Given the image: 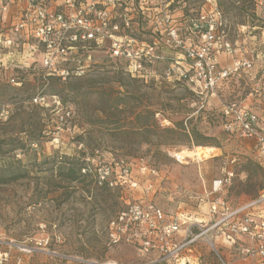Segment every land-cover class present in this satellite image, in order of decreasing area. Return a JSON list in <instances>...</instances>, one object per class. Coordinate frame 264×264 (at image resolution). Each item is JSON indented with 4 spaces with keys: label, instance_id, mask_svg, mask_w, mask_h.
Here are the masks:
<instances>
[{
    "label": "rangeland",
    "instance_id": "rangeland-1",
    "mask_svg": "<svg viewBox=\"0 0 264 264\" xmlns=\"http://www.w3.org/2000/svg\"><path fill=\"white\" fill-rule=\"evenodd\" d=\"M214 1L233 50L230 57L220 53L219 63L245 58L252 68L223 84L207 110L199 108L191 85L164 79L177 56L170 48L163 50L166 60L156 61L143 75L129 74L126 62L98 49L89 59L82 56L80 65H67L65 81L45 75L37 54L24 70L8 68L19 85L0 72V152L6 158L0 166L20 168L25 175L0 185V264H149L154 259L141 258L128 245H104L107 222L128 204L142 202L140 190L99 187L82 172L80 181H64L62 170L71 164L94 168L149 159L159 178L155 194L148 197L167 214L203 217L204 190L213 186L223 164L235 175L224 192L231 203L264 194V159L257 158L252 143L229 136L218 113L223 103L245 99L264 115V0ZM209 7L206 0H181L174 13L186 25L191 14ZM15 12L13 5L8 28ZM23 54L25 58L26 46ZM254 90L257 94L247 98ZM35 97L43 101L34 103ZM19 143L23 148L11 152ZM197 148L205 150V160L178 164L167 155ZM198 253L202 264H217L206 247Z\"/></svg>",
    "mask_w": 264,
    "mask_h": 264
},
{
    "label": "built area",
    "instance_id": "built-area-1",
    "mask_svg": "<svg viewBox=\"0 0 264 264\" xmlns=\"http://www.w3.org/2000/svg\"><path fill=\"white\" fill-rule=\"evenodd\" d=\"M180 1L0 0V72L5 73L7 82L19 85L18 78L8 75V68L24 70L37 54L45 75L65 81L69 76L67 65H80L82 56L89 59L91 51L98 49L114 60L126 62L129 74L143 75L156 61L166 60L163 50L170 48L177 56L164 70V79L191 85L199 108L207 110L219 88L234 75L249 71L252 62L237 58L225 66L219 63L220 53L230 57L233 50L225 41L226 23L214 0H206L210 7L191 14L186 25L174 13ZM13 5L16 12L8 28L6 18ZM147 36L153 41L148 42ZM262 47L264 52V31ZM261 76L264 78V65ZM41 101L43 97L33 98L34 103ZM219 110L224 131L252 143L257 158L264 159V115L245 99L223 103ZM167 155L178 164L194 162L196 157L183 152ZM148 160L122 159L81 170L91 175L99 187L140 190L145 197L142 202L128 204L107 222L106 248L131 246L141 258L153 257L149 264H202L198 249L204 246L216 257L217 264H264V214L260 212L263 193L231 203L224 192L235 175L223 164L213 186L204 190L203 217H190L185 212L167 214L148 197L155 194L159 178Z\"/></svg>",
    "mask_w": 264,
    "mask_h": 264
},
{
    "label": "trees",
    "instance_id": "trees-1",
    "mask_svg": "<svg viewBox=\"0 0 264 264\" xmlns=\"http://www.w3.org/2000/svg\"><path fill=\"white\" fill-rule=\"evenodd\" d=\"M121 101H116L115 104H120ZM220 117H221V123L223 126V118L220 114V110L218 111ZM149 133H151L152 131H148ZM170 132V131H168ZM227 133V132H226ZM229 136L238 139L236 136L227 133ZM21 143H19L18 145L13 146V148L11 149V152H14L16 150H21L23 148L22 145H20ZM216 148V147H215ZM2 150V147L0 146V151ZM0 159L3 161L4 159L6 160L5 156L3 154H1L0 152ZM14 160V158H13ZM13 162H17L19 163V161H13ZM5 165H1L0 166V185H8V184H12V183H16L20 180H22L25 175H23L22 171L20 170V168H11L10 166L4 167ZM258 167V166H256ZM259 168V167H258ZM83 169V167H76L73 166L72 164L69 165L67 168H63L62 170V175H60V177L67 182H75V181H80L81 179H83L85 176L81 174V170ZM257 197V196H256ZM253 197V198H256Z\"/></svg>",
    "mask_w": 264,
    "mask_h": 264
},
{
    "label": "bare ground",
    "instance_id": "bare-ground-1",
    "mask_svg": "<svg viewBox=\"0 0 264 264\" xmlns=\"http://www.w3.org/2000/svg\"><path fill=\"white\" fill-rule=\"evenodd\" d=\"M184 155L192 157V156H196V158L198 159V161H202L205 160L206 158L203 157V155L205 154V150H202L200 148H197L196 152L192 151V152H183Z\"/></svg>",
    "mask_w": 264,
    "mask_h": 264
},
{
    "label": "crops",
    "instance_id": "crops-1",
    "mask_svg": "<svg viewBox=\"0 0 264 264\" xmlns=\"http://www.w3.org/2000/svg\"><path fill=\"white\" fill-rule=\"evenodd\" d=\"M245 201H247V199ZM245 201H242V202H245ZM260 212L264 214V204L261 205ZM232 264H252V263H239V262H234Z\"/></svg>",
    "mask_w": 264,
    "mask_h": 264
}]
</instances>
